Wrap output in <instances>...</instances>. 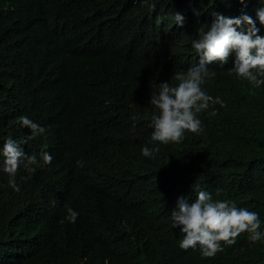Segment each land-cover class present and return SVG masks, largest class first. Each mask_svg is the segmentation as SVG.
I'll return each instance as SVG.
<instances>
[{"label": "trees", "instance_id": "obj_1", "mask_svg": "<svg viewBox=\"0 0 264 264\" xmlns=\"http://www.w3.org/2000/svg\"><path fill=\"white\" fill-rule=\"evenodd\" d=\"M262 2L0 0V149L31 134L27 116L45 131L24 152L47 145L52 157L34 173L21 166L19 192L0 170V264H264V239L242 233L205 258L180 248L170 220L172 201L195 202L199 189L258 213L264 232V84L217 69L202 88L225 106L198 114L203 131L141 155L148 85L187 70L216 14L256 15ZM175 13L197 26L167 32Z\"/></svg>", "mask_w": 264, "mask_h": 264}, {"label": "clouds", "instance_id": "obj_2", "mask_svg": "<svg viewBox=\"0 0 264 264\" xmlns=\"http://www.w3.org/2000/svg\"><path fill=\"white\" fill-rule=\"evenodd\" d=\"M238 2L244 4L245 0ZM261 5L256 15L252 11L240 12L238 17L216 14L210 25L199 29L198 38L191 40L192 60L185 66L187 70L175 72L171 84L148 85L149 104L153 107L148 110V136L141 155L152 157L163 145L181 143L186 133L203 131L198 114L211 104L225 106L219 97L213 99L202 88L207 79L216 75L214 71L217 69L227 67L230 75L234 73L253 87L264 84V32L260 29L264 28V2ZM149 6L155 9V4ZM192 23L197 26L193 16L175 13L166 31L175 32ZM19 124L28 128L31 134L19 142L9 138L0 149V170L7 174L8 185L16 192L20 191L16 176L21 166L28 173H34L37 166L48 165L52 160L44 150L47 145L42 147L39 158L36 154H26L21 147L45 129L27 116L20 117ZM77 164L83 167L82 161ZM194 192L195 202L184 197L172 201L176 207L170 213V220L172 227L179 228L183 234L179 245L182 250L198 248L203 257L213 258L224 247L234 245L242 233H247L251 242L264 239V232L259 231L258 213L238 208L231 200H213L212 195L204 190L194 189ZM51 203L55 205L56 201ZM67 212L66 219L74 223L78 213L71 208Z\"/></svg>", "mask_w": 264, "mask_h": 264}]
</instances>
